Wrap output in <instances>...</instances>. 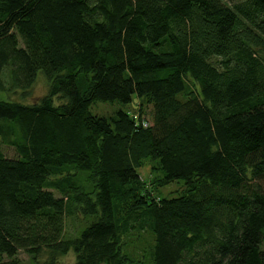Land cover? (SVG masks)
Here are the masks:
<instances>
[{
	"label": "trees",
	"instance_id": "obj_1",
	"mask_svg": "<svg viewBox=\"0 0 264 264\" xmlns=\"http://www.w3.org/2000/svg\"><path fill=\"white\" fill-rule=\"evenodd\" d=\"M263 49L264 0H0V90L48 84L0 98V264H264Z\"/></svg>",
	"mask_w": 264,
	"mask_h": 264
},
{
	"label": "rangeland",
	"instance_id": "obj_2",
	"mask_svg": "<svg viewBox=\"0 0 264 264\" xmlns=\"http://www.w3.org/2000/svg\"><path fill=\"white\" fill-rule=\"evenodd\" d=\"M225 1L228 2V4H230V5H234V3L239 1V0H225ZM263 52H264V49H263ZM47 87H48L47 79L44 76L43 71H39L35 84L27 92V94H24V91L21 89L10 90L9 92L4 91V90H0V98H4V99H11L12 98V99H18L21 101L31 102V101L38 99L40 96H42L44 93H46ZM56 100H57V102L60 101L59 98H57ZM136 107H137L136 97L133 101L128 102V103H123V102L118 101V100H115V101L98 100V101H95L91 105V111L95 114L109 116V115L114 114L117 109L124 108V109H128V110H132L136 114H141L145 117H148L150 119V121H152L151 111H150L149 106L146 107L144 114H142L141 112H138L137 111L138 108H136ZM4 150H5V153L7 155H10V156L16 155L15 149L11 146L5 145ZM145 161H146V163L142 167H140V171L145 178H150L151 175L155 174L153 171V168L151 167L152 166L151 164L153 162L156 163L157 161L150 160L148 158ZM183 185H184L183 179H176V180L172 181L170 184H168L167 186L163 187L161 191L163 194H169V195L174 194L175 195V194L179 193L178 189H180V187H182ZM54 191L56 192V194L60 195L59 191H57V190H54ZM85 222H86V218H84L81 214L68 215V217H67V230H68V232L75 233V231L78 230L79 228H81L85 224ZM16 256L21 258L23 264H30L31 263V256L25 249H19ZM9 257H10L9 255L4 254L2 256V259H6ZM46 257H47V254L42 253L40 258L44 259ZM60 260H61L62 264H75V262H76L75 251L70 250L68 253L62 255L60 257ZM32 263H34V260Z\"/></svg>",
	"mask_w": 264,
	"mask_h": 264
},
{
	"label": "built area",
	"instance_id": "obj_3",
	"mask_svg": "<svg viewBox=\"0 0 264 264\" xmlns=\"http://www.w3.org/2000/svg\"><path fill=\"white\" fill-rule=\"evenodd\" d=\"M144 124L146 125L147 124V121H145Z\"/></svg>",
	"mask_w": 264,
	"mask_h": 264
}]
</instances>
